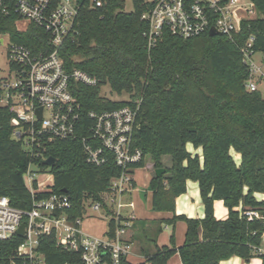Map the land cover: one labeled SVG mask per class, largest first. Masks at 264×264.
Returning <instances> with one entry per match:
<instances>
[{
  "label": "trees",
  "instance_id": "obj_1",
  "mask_svg": "<svg viewBox=\"0 0 264 264\" xmlns=\"http://www.w3.org/2000/svg\"><path fill=\"white\" fill-rule=\"evenodd\" d=\"M83 3L76 17L77 39L67 41L60 50L65 68H78L96 79L95 85L71 81V90L83 111L135 106L138 100L137 127L133 144L142 152L134 168L144 167L149 158L153 171L164 172L149 180L152 208L171 211L170 218L160 224H186L185 239L176 246L174 234L169 243L157 245L142 262L132 263L121 258L118 264H166L177 253L180 264H219L233 255L249 261L253 247L260 245L264 220H246L241 211L257 209L264 215V200L254 193L264 194V97L259 91H248L244 82L246 66L237 45L216 34L181 38L165 34L148 48L140 19L142 7L133 0V10L123 11L124 0H106L101 7ZM257 15L242 21L238 43L254 35L253 49L264 53V0H251ZM14 15L0 20V32H8L16 42L36 49L42 30L33 26L18 32ZM108 83L117 94L129 95L128 100L111 101L100 95ZM1 94V86H0ZM11 113L0 105V196H6L12 206L29 209L32 195L23 181L30 163L53 176L52 193H66L71 218L80 217L84 199L98 200L108 188L110 179L119 174L113 160L101 166L85 162L78 140H55L46 145L44 157L56 161L49 167L42 158L23 149L12 138ZM187 143L201 153L191 152ZM240 154L236 163L230 150ZM170 157V165L162 157ZM186 180L198 183L204 208L202 218H188L174 213L175 198L186 190ZM134 186V180L132 181ZM35 185V184H34ZM50 192H38L43 198ZM219 199L228 210L227 217L216 219L213 201ZM116 223L107 222L105 234L114 235ZM14 235L0 241V262L9 264L8 255L21 242ZM38 250L46 264H82L80 254L58 247L54 237L42 236ZM264 264V254L259 255Z\"/></svg>",
  "mask_w": 264,
  "mask_h": 264
},
{
  "label": "built area",
  "instance_id": "obj_2",
  "mask_svg": "<svg viewBox=\"0 0 264 264\" xmlns=\"http://www.w3.org/2000/svg\"><path fill=\"white\" fill-rule=\"evenodd\" d=\"M105 1L89 0V6L101 7ZM82 3V0H0V20L14 15L18 32L33 26L43 33L36 50L14 41L8 32H0V45H6L12 73L9 82H0V105L8 107L12 114V138L21 142L27 152L45 159L43 152L48 143L78 140L87 164L101 166L113 160L119 174L110 179L100 199H84L82 215L71 218L66 212L71 208L69 196L52 193V174L30 163L23 174L24 184L32 195L30 208H16L6 196H0V241L14 235L22 238L8 255L9 264H46L38 245L42 236L51 235L58 247L79 253L82 264H118L131 251V242L125 234L135 215L125 211L132 203L125 202L123 195L133 188L134 165L142 158L141 150L133 144L139 103L136 100L135 106L84 112L73 94L71 81L85 85L97 82L78 68L68 71L60 56L65 43L77 39L76 17ZM139 5L140 19L145 23L142 35L148 48L165 34L190 38L209 33L213 28L237 45L248 71L244 86L248 91H257L253 77L261 80L264 72L254 60V35L242 43L237 41L242 21L255 17L251 0H139ZM43 191L50 193L36 199L35 194ZM241 215L248 221L264 220V215L253 208L243 209ZM84 218L106 220L104 233L99 236L86 233L82 227ZM110 219L116 223L112 237L105 234ZM22 223L23 234L19 236L16 231ZM263 242L264 231L260 245L253 247L254 256L264 254Z\"/></svg>",
  "mask_w": 264,
  "mask_h": 264
},
{
  "label": "crops",
  "instance_id": "obj_3",
  "mask_svg": "<svg viewBox=\"0 0 264 264\" xmlns=\"http://www.w3.org/2000/svg\"><path fill=\"white\" fill-rule=\"evenodd\" d=\"M187 149L191 152L200 154V148L194 150L190 143H187ZM230 153L236 163L240 162V154L230 150ZM163 163V162H162ZM164 164V163H163ZM165 165V164H164ZM167 166V165H165ZM145 169H153L152 163L145 164ZM136 168L135 171L137 169ZM149 172L143 173L142 187L146 189L145 196L142 199L139 194L137 181L134 179L133 188L123 195L125 202H131V206H127L125 211L132 212L135 219L130 227L126 229L125 237L131 242V251L127 256V260L132 263L142 262L145 256L154 250V242L157 245H165L169 243L171 233L174 234L175 244L179 246L185 239L186 224L183 221H177L172 228V225L162 223L160 224L161 231L156 232L159 224L158 220L170 218L173 215L171 211H157L152 208L151 196L152 192L149 189V180L151 178ZM254 197L257 200H264V194L255 192ZM174 213L176 215L182 214L188 218H202L204 216V208L201 201L198 183L193 180H186V190L175 198ZM213 214L216 219H224L227 217L228 210L223 204L222 200L216 199L213 201ZM85 231L87 228L84 229ZM105 226L98 234L91 232L94 235H101L104 233ZM90 233V232H89ZM180 257L177 253L172 255L166 264H180ZM261 259L259 256H253L249 261H244L241 257L233 255L229 258L222 259L219 264H260Z\"/></svg>",
  "mask_w": 264,
  "mask_h": 264
},
{
  "label": "rangeland",
  "instance_id": "obj_4",
  "mask_svg": "<svg viewBox=\"0 0 264 264\" xmlns=\"http://www.w3.org/2000/svg\"><path fill=\"white\" fill-rule=\"evenodd\" d=\"M133 10V2L132 0H124L123 5V11L129 12ZM257 12H253V16H256ZM255 62L261 67V70L264 72V54L261 52H256L254 55ZM12 78V73L10 69V65L6 59V45H0V82L7 83ZM254 81L257 84V91L260 92L261 96L264 97V78L259 80L257 76L253 77ZM100 95L104 96L105 98L111 100V101H123L128 100L129 95L125 92L121 94H117L113 90H111L108 83L104 84L100 88ZM150 159L148 158L146 160V164H150ZM162 162L169 166L170 165V157L168 155H165L162 157ZM153 173V169H145L140 168L136 171L134 170V179L137 181V186L139 189V194L141 198L143 199L145 196L146 189L142 187V181L144 179L143 173L144 172ZM152 175V174H151ZM42 176H39L41 178ZM100 219V218H99ZM92 219V218H84L82 221V227L83 229L87 228L86 233L94 232L98 234L99 231L102 230V228L106 225V220L104 219ZM103 232H101V235ZM264 243V242H263Z\"/></svg>",
  "mask_w": 264,
  "mask_h": 264
},
{
  "label": "water",
  "instance_id": "obj_5",
  "mask_svg": "<svg viewBox=\"0 0 264 264\" xmlns=\"http://www.w3.org/2000/svg\"><path fill=\"white\" fill-rule=\"evenodd\" d=\"M209 34L210 35H216L217 32L213 28H211L210 31H209ZM36 112H37V114L39 116L40 113H41V109L40 108L37 109ZM55 161H56L55 157H53V156H47L45 159L42 160V163L45 164L46 166L51 167L54 164ZM163 172H164V168H157V169L154 170L155 175H160ZM23 227H24V225L22 223V224H20L19 228L16 231V233L19 236H22V234H23Z\"/></svg>",
  "mask_w": 264,
  "mask_h": 264
}]
</instances>
